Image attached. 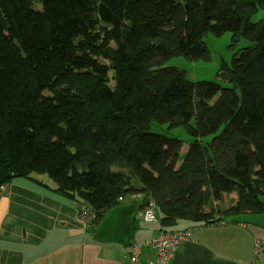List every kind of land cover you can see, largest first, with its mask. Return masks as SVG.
<instances>
[{
	"label": "trees",
	"instance_id": "obj_1",
	"mask_svg": "<svg viewBox=\"0 0 264 264\" xmlns=\"http://www.w3.org/2000/svg\"><path fill=\"white\" fill-rule=\"evenodd\" d=\"M260 11L264 0H0V186L46 174L91 206L93 226L134 193L161 230L264 213ZM208 32H231L233 50L250 42L219 80L166 65L207 58ZM153 122L183 126L188 149Z\"/></svg>",
	"mask_w": 264,
	"mask_h": 264
},
{
	"label": "crops",
	"instance_id": "obj_2",
	"mask_svg": "<svg viewBox=\"0 0 264 264\" xmlns=\"http://www.w3.org/2000/svg\"><path fill=\"white\" fill-rule=\"evenodd\" d=\"M39 178L49 185L18 177L0 191V264H131L129 254L136 245L140 264L156 259L154 248L145 240L161 230L159 217L146 220L138 214L126 244L101 241L96 235L98 225L81 220L76 203L53 190L54 181L44 175ZM232 194L231 204L237 194L225 195ZM223 200L213 204L218 214L231 205L223 206ZM141 202L127 197L122 205L141 212ZM217 202H222L223 208L218 209ZM186 227L192 228L194 240L180 244L165 264H264V255L253 256L255 240H264V228L221 220L181 223L177 229Z\"/></svg>",
	"mask_w": 264,
	"mask_h": 264
},
{
	"label": "rangeland",
	"instance_id": "obj_3",
	"mask_svg": "<svg viewBox=\"0 0 264 264\" xmlns=\"http://www.w3.org/2000/svg\"><path fill=\"white\" fill-rule=\"evenodd\" d=\"M264 15V11H260L258 14L253 15V20L259 19L261 16ZM204 39L209 48V55L207 58H200V59H189L184 56H177L170 59L166 65L167 66H177L181 70H184L191 80H219L218 72L223 64H230L231 59L238 50L242 49L243 47L247 46L250 42L242 38L235 50L231 48L232 44V33L231 32H224L221 35H215L211 32H208ZM223 85H228L226 82L221 81ZM152 131L163 133L167 136L171 137H178L184 140V147L183 149L186 151L188 149V141L190 137L187 135L186 130L183 126L171 128L169 124H161L158 122H153ZM45 177H48L44 174ZM137 193L132 194V197L135 198ZM228 195L223 197V206H229L231 204V199L235 198V195ZM218 209L223 208L222 202L215 203ZM144 210V209H143ZM154 216L156 218V209L152 208ZM139 214V212H138ZM144 213L140 212V216L143 217ZM219 215V214H218ZM155 220V219H153ZM137 223H139L137 221ZM186 242V241H185ZM183 243V242H182ZM181 243V244H182Z\"/></svg>",
	"mask_w": 264,
	"mask_h": 264
},
{
	"label": "built area",
	"instance_id": "obj_4",
	"mask_svg": "<svg viewBox=\"0 0 264 264\" xmlns=\"http://www.w3.org/2000/svg\"><path fill=\"white\" fill-rule=\"evenodd\" d=\"M5 188L6 185H1L0 191L4 190ZM120 199L122 198L120 197ZM152 208H154V202L149 201L146 208L141 211L144 213L143 216L146 220L155 219ZM78 216L81 220L85 221L87 224H90L94 218V212L88 203H83L79 206ZM192 240H194V235L191 227L174 230H160L156 237L145 240V244L154 248L157 255L156 259L150 262V264H165L174 249H176L182 242ZM263 255L264 240L256 239L253 248L254 259L260 258ZM129 258L131 264H140V251L137 245L133 247L129 254ZM246 264H253V262H247Z\"/></svg>",
	"mask_w": 264,
	"mask_h": 264
},
{
	"label": "water",
	"instance_id": "obj_5",
	"mask_svg": "<svg viewBox=\"0 0 264 264\" xmlns=\"http://www.w3.org/2000/svg\"><path fill=\"white\" fill-rule=\"evenodd\" d=\"M264 205V197L260 198ZM138 208L119 205L107 211L105 218L96 229L97 238L105 242H119L126 244L131 239ZM234 222H244L264 228V213H243L230 218Z\"/></svg>",
	"mask_w": 264,
	"mask_h": 264
}]
</instances>
